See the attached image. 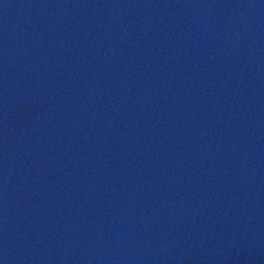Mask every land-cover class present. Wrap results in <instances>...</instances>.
<instances>
[{
  "label": "water",
  "instance_id": "water-1",
  "mask_svg": "<svg viewBox=\"0 0 264 264\" xmlns=\"http://www.w3.org/2000/svg\"><path fill=\"white\" fill-rule=\"evenodd\" d=\"M0 264H264V0H0Z\"/></svg>",
  "mask_w": 264,
  "mask_h": 264
}]
</instances>
